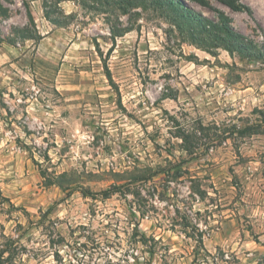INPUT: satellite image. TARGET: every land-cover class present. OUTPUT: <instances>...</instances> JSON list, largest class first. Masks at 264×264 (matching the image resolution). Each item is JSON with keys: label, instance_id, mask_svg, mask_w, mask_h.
<instances>
[{"label": "rangeland", "instance_id": "obj_1", "mask_svg": "<svg viewBox=\"0 0 264 264\" xmlns=\"http://www.w3.org/2000/svg\"><path fill=\"white\" fill-rule=\"evenodd\" d=\"M183 1L256 57L156 9L0 0V264H264V0Z\"/></svg>", "mask_w": 264, "mask_h": 264}, {"label": "trees", "instance_id": "obj_2", "mask_svg": "<svg viewBox=\"0 0 264 264\" xmlns=\"http://www.w3.org/2000/svg\"><path fill=\"white\" fill-rule=\"evenodd\" d=\"M86 1V0H83ZM95 2H100L101 7H112L114 5H120L123 8H126V10H131L134 8L142 7V8H149V9H156V11L161 12L162 14L165 13L166 15L172 16V21L179 30L187 34L189 37H191L195 42L199 43L200 45H203L205 47L211 48V49H217L222 47L224 50H226L231 55H238L241 58L244 57H256V54L253 52H250L249 49L243 44L242 37L235 32V30L231 27L230 21L228 18H226L224 15H220V20L218 23H212L208 20L204 19L201 15L197 14L193 10L189 9L183 0H94ZM196 1V0H193ZM223 4L228 6L229 8L233 10H238L241 7L239 6V0H220ZM46 18L51 23L55 24L56 26H63L67 24L66 19L64 16L53 18L51 16L52 12L47 11L45 8ZM31 22L33 23V18L31 14L29 15ZM68 17V16H67ZM66 17V18H67ZM71 19V17L67 18V20ZM132 28L125 29L122 31L121 34L119 32H116V30H113L111 33L113 41L118 37L124 36L125 33H128L132 31ZM34 37L31 33H29L27 28H24L18 32L17 38L14 40H9L10 45H16L17 41L20 40L22 42L33 40ZM259 59L260 58L259 56ZM106 75L109 78V80H112L110 71L106 70ZM264 122V121H263ZM158 174V173H157ZM141 179V178H138ZM135 180V179H132ZM140 181H146V179H142ZM133 182V181H131ZM127 182L125 185H133V183ZM119 191V190H118ZM115 191V192H118ZM110 194L109 192H106V196ZM84 196H86V193H83ZM88 196V194H87ZM199 238L196 239V242L198 244V249L203 250L205 253H207L204 243H203V234L202 232L198 234ZM209 258L207 260L215 262L217 258L215 256H212L211 254H208ZM197 260V256H195L194 262ZM224 261V260H223Z\"/></svg>", "mask_w": 264, "mask_h": 264}]
</instances>
